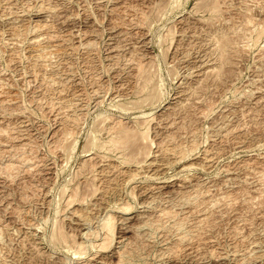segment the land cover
I'll return each instance as SVG.
<instances>
[{"label":"rangeland","instance_id":"374dc122","mask_svg":"<svg viewBox=\"0 0 264 264\" xmlns=\"http://www.w3.org/2000/svg\"><path fill=\"white\" fill-rule=\"evenodd\" d=\"M0 264H264V0H0Z\"/></svg>","mask_w":264,"mask_h":264},{"label":"bare ground","instance_id":"6f19581e","mask_svg":"<svg viewBox=\"0 0 264 264\" xmlns=\"http://www.w3.org/2000/svg\"><path fill=\"white\" fill-rule=\"evenodd\" d=\"M221 40H222V38H221ZM221 40H219V41H221ZM224 41H225V40H224ZM224 41H223V42H224ZM213 42H214V41H213ZM219 43H221V42H219ZM216 44H218V43H216ZM222 44H223V43H221V45H222ZM228 44H230V41H229V40L227 41V38H226V45L223 46V45H224V44H223L222 47H221V48H222V52H221V56H220V57L222 58V60L224 59V56H225V58H226V54H225V52H227V51H226V48L229 46ZM219 46H220V44H219ZM219 46H217V47H219ZM218 50H221V49L218 48ZM221 58H220V59H221ZM225 60H226V59H225ZM225 60H224V61H225ZM219 61H220V60H219ZM224 61H222V62H220V63L223 64ZM221 68H222V67H221ZM215 69H216V68H215ZM220 70H221V69H220ZM216 71H218V70H216ZM146 79H147V78H146ZM147 83H149V82H147ZM76 123H77V122H76ZM114 126H115V125H114ZM116 126H117V125H116ZM120 130H121V128H120ZM120 130H118L119 133H120ZM128 134H129V133L127 132V133L124 134L123 137H121L122 139H125V140H126V141L124 140L125 142H127L128 140L131 141V139H128ZM132 134H134V132H132ZM132 136H133V135H132ZM134 140H135V139H134ZM115 141H116V140H115ZM120 141H121V140H120ZM120 141H119V142H120ZM124 141H123V142H124ZM137 141H138V140H137ZM119 142H118V143H119ZM123 142H121L120 144H123ZM128 142H129V141H128ZM112 143H113V142H112ZM114 144H116V143H114ZM107 145H109V144H107ZM116 145H119V144H116ZM110 147H111V146H110ZM116 147H118V146H116ZM122 148H123V147H122ZM108 152H109V151H108ZM104 157H105V156H104ZM78 193H79V192H78ZM74 195H75V194H74ZM71 198H72V196H71ZM69 202H71V200H70ZM127 207H128V206H126L125 208H127ZM128 209H129V208H128ZM128 209H127V210H128ZM122 210H124V209H122ZM125 210H126V209H125ZM112 222H115V221H112V218L109 217L108 221L106 222V226H105V228L108 230L107 232H110V230L112 231V229H111V228H112ZM58 228H59V227H58ZM61 232H62V231H61ZM59 234H60V233H58V236H57V237H61V238H63V235H62V236H61V235L59 236ZM107 235H108V234H107ZM107 237H108V236H107ZM65 238H66V237H65ZM65 238L62 239V240H64V241L66 242L67 240H65ZM103 239H104V238H103ZM110 240H111V239H110ZM107 242H109V241H107ZM105 244H107V243H105ZM99 245H100V244H99ZM102 245H104V244L102 243ZM105 247H108V246H104L103 248H105ZM76 249H77V248H76ZM78 249H79V247H78ZM82 249H83V248H82ZM79 250H80V249H79Z\"/></svg>","mask_w":264,"mask_h":264}]
</instances>
